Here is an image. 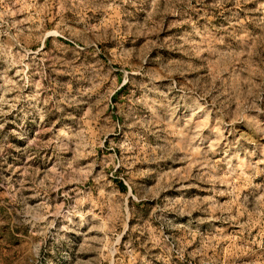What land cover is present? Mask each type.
<instances>
[{
    "label": "rangeland",
    "instance_id": "1",
    "mask_svg": "<svg viewBox=\"0 0 264 264\" xmlns=\"http://www.w3.org/2000/svg\"><path fill=\"white\" fill-rule=\"evenodd\" d=\"M0 264H264V0H0Z\"/></svg>",
    "mask_w": 264,
    "mask_h": 264
},
{
    "label": "trees",
    "instance_id": "2",
    "mask_svg": "<svg viewBox=\"0 0 264 264\" xmlns=\"http://www.w3.org/2000/svg\"><path fill=\"white\" fill-rule=\"evenodd\" d=\"M119 187L120 188H124L125 187L121 181H119Z\"/></svg>",
    "mask_w": 264,
    "mask_h": 264
}]
</instances>
